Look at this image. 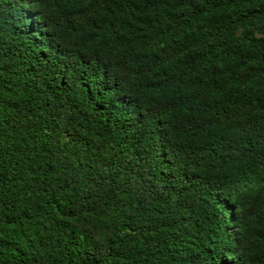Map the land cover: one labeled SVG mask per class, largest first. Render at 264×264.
<instances>
[{
	"label": "trees",
	"instance_id": "trees-1",
	"mask_svg": "<svg viewBox=\"0 0 264 264\" xmlns=\"http://www.w3.org/2000/svg\"><path fill=\"white\" fill-rule=\"evenodd\" d=\"M0 264H264V0H0Z\"/></svg>",
	"mask_w": 264,
	"mask_h": 264
}]
</instances>
